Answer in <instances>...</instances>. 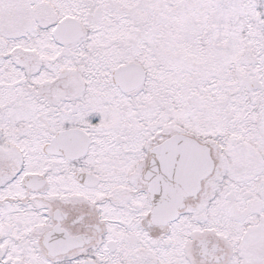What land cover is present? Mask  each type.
<instances>
[{
  "label": "snow or ice",
  "instance_id": "6c2138e0",
  "mask_svg": "<svg viewBox=\"0 0 264 264\" xmlns=\"http://www.w3.org/2000/svg\"><path fill=\"white\" fill-rule=\"evenodd\" d=\"M0 264H264V0H0Z\"/></svg>",
  "mask_w": 264,
  "mask_h": 264
}]
</instances>
